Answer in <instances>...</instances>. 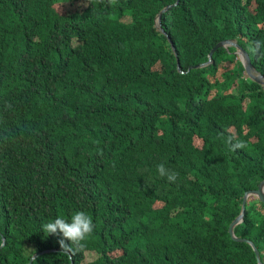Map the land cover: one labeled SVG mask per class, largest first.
I'll return each instance as SVG.
<instances>
[{
  "label": "trees",
  "instance_id": "16d2710c",
  "mask_svg": "<svg viewBox=\"0 0 264 264\" xmlns=\"http://www.w3.org/2000/svg\"><path fill=\"white\" fill-rule=\"evenodd\" d=\"M174 1L0 0V263L256 264L246 239L264 264L261 201L227 232L264 177V84L230 44L188 68L229 38L264 77V0ZM77 211L94 233L65 251L42 225Z\"/></svg>",
  "mask_w": 264,
  "mask_h": 264
},
{
  "label": "clouds",
  "instance_id": "9594fccd",
  "mask_svg": "<svg viewBox=\"0 0 264 264\" xmlns=\"http://www.w3.org/2000/svg\"><path fill=\"white\" fill-rule=\"evenodd\" d=\"M109 2L115 4L116 0H109ZM231 40L234 42L233 39ZM256 43L259 46L260 42L258 41ZM252 51L256 52L257 49L253 48ZM261 55H264V53H261ZM229 143H231V140H229ZM231 146L233 150H235V148L243 147L244 145L242 142L237 141L235 144H232ZM157 172L159 173V176L161 178H166L170 183L176 182L178 178V173L167 169L164 164L157 165ZM94 229H95V224L93 222L92 216L84 211L75 212L72 215L70 221L62 217H57L54 221H49L42 225V230L46 235H58L62 237L58 242L61 249L65 251L82 250L86 246L87 240L93 235ZM65 241H68L69 243H65ZM1 243H2V237L0 244ZM43 251H47V250H42V249L40 250V252ZM31 255L29 256V258L31 257ZM0 264H4V263H0Z\"/></svg>",
  "mask_w": 264,
  "mask_h": 264
},
{
  "label": "water",
  "instance_id": "95a60500",
  "mask_svg": "<svg viewBox=\"0 0 264 264\" xmlns=\"http://www.w3.org/2000/svg\"><path fill=\"white\" fill-rule=\"evenodd\" d=\"M176 0L173 2L175 3ZM167 7V5L165 4L163 7H161L155 14L154 16V21L156 23H159V13L160 11H163L165 8ZM233 45L236 49V53H237V57L242 65V69H243V73L244 75H246L248 78H250L251 80H253L254 82H257L259 84H264V77L262 75H260L256 70L253 69V67L251 66L249 59H248V55L246 53V51L241 48L239 45H237L236 43H234L231 39L227 38V39H221L219 41H216L211 50H213L214 48L218 47V46H226V45ZM210 56V51L207 52V58H209ZM202 63L199 64H191L188 66L189 67H196L198 65H201ZM248 196V197H247ZM255 197L257 198L259 201H261L264 204V177L261 178L257 183L256 186L254 188L245 190L242 192L241 195V201H240V207H239V211L238 213L229 221L228 225H227V232L229 233V235L233 238V239H239L236 236L233 235L232 233V226L237 223L238 221H240L241 219V214H242V208H243V204L246 198L249 197ZM240 239H244V238H240ZM245 241L248 242V244L250 245L253 253H254V257L256 258L257 262H258V255H257V251L254 247V245L249 241L244 239ZM42 250H49V248H45ZM41 252H34L31 257L29 258L27 264H29L30 260L40 254ZM259 263V262H258Z\"/></svg>",
  "mask_w": 264,
  "mask_h": 264
},
{
  "label": "rangeland",
  "instance_id": "374dc122",
  "mask_svg": "<svg viewBox=\"0 0 264 264\" xmlns=\"http://www.w3.org/2000/svg\"><path fill=\"white\" fill-rule=\"evenodd\" d=\"M78 1L81 2V1H83V0H78ZM82 4H84V5H83L81 11L84 12L85 9H86L88 6H90V5H89V3H86V2H84V3L82 2ZM251 13H252V10H250V13H249L250 16H251ZM153 24L158 28L159 31L162 32V29H161V27L159 26V23H156V22L153 20ZM166 38H167V40H168V36H166ZM168 42H169V44H170V46H171V49H173V46H172L170 40H168ZM212 46H213V45H210V46L207 47V52L210 51V56H209V58L206 57V59L203 60L202 62H199V63H202L200 66H202V65L205 66V64H207V63H209V62L211 61V53H212V51L214 50V49L211 50ZM233 51L235 52L236 49H234ZM206 55H207V53H206ZM235 55H236V57H237V53H236V52H235ZM23 57L26 58V54L23 55ZM19 64L21 65L22 62L20 61ZM175 64H176V65H175ZM175 64H174V65H175V67H176V70L179 71V65H178V63H177L176 57H175ZM222 64H223V65L226 64V66L229 65V64H227V63H222ZM187 69H188V68H187ZM221 69H222V66H221L219 63H217V68H216V70L219 72V71H221ZM240 71H241V70H240ZM242 72H243V69H242ZM220 74H222V73L219 72L218 75H220ZM247 197H248V196H247ZM255 262H256V264H259V263L257 262L256 258H255Z\"/></svg>",
  "mask_w": 264,
  "mask_h": 264
}]
</instances>
